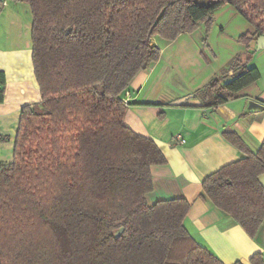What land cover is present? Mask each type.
Listing matches in <instances>:
<instances>
[{
	"label": "trees",
	"instance_id": "1",
	"mask_svg": "<svg viewBox=\"0 0 264 264\" xmlns=\"http://www.w3.org/2000/svg\"><path fill=\"white\" fill-rule=\"evenodd\" d=\"M8 1L31 13L40 100L21 108L11 161L0 164V264H223L187 231L188 201L147 205L151 167L165 157L124 125L122 95L159 61L152 38L172 42L200 25L208 32L223 5L252 27L237 39L250 48L264 35V0ZM250 60L236 56L237 75L226 71L195 95H213L214 105L236 97L260 77ZM4 88L0 71V104ZM222 136L244 156L208 175L200 197L253 238L264 222V140L253 152L236 132Z\"/></svg>",
	"mask_w": 264,
	"mask_h": 264
},
{
	"label": "crops",
	"instance_id": "2",
	"mask_svg": "<svg viewBox=\"0 0 264 264\" xmlns=\"http://www.w3.org/2000/svg\"><path fill=\"white\" fill-rule=\"evenodd\" d=\"M5 3L0 5V71L5 76V95L0 104V164L11 161L21 108L40 100L31 61L30 10L25 4ZM224 8L242 20L232 7L223 5L212 14L208 32L200 25L172 42L152 38L160 49V58L139 71L123 93L122 99L127 98L129 103L124 125L152 139L165 157L164 164L151 167L153 190L145 196L147 205L185 199L190 207L184 225L197 244L223 264H251L250 259L257 254L264 260V222L251 238L200 197L202 181L208 175L244 156L223 138V131L236 132L253 152L264 140V48L257 50L255 41L250 48L238 44L242 30L229 35V39L231 21L216 17ZM244 25L245 32H253L248 22ZM249 54L251 60L245 65L259 71L256 82L217 105L213 95H195L224 70L232 77L236 71L227 69L229 63L236 55L244 59ZM174 75H178L179 83L173 81ZM161 92L170 97L160 101L157 98ZM144 102L162 106L136 105ZM249 102L262 108H249ZM259 182L264 190V173Z\"/></svg>",
	"mask_w": 264,
	"mask_h": 264
},
{
	"label": "rangeland",
	"instance_id": "3",
	"mask_svg": "<svg viewBox=\"0 0 264 264\" xmlns=\"http://www.w3.org/2000/svg\"><path fill=\"white\" fill-rule=\"evenodd\" d=\"M208 1L206 0V3H207ZM228 9H226V8H224V9H221L220 11H218L217 12V14H216V17H219V19H225V20H228V21H231V22H229V24H231V26H233L232 28H230L229 30H228V32H227V34H228V38H229V35H232V33H234V32H236V31H241V33H245V29H246V26L247 25H244V24H246L247 23V21L243 18V17H241L242 18V20H240V19H238L236 16H235V13L233 12V13H230V11H227ZM230 10H231V8H230ZM227 21H225V23H226ZM244 22H246V23H244ZM249 24V23H248ZM250 26V25H249ZM204 37V36H203ZM229 39H231V38H229ZM230 42V41H229ZM238 43V42H237ZM237 43H236V41H233V44H235V45H237ZM238 44H240V45H242L241 43H238ZM207 53H208V57L211 55L210 54V52L209 51H206ZM219 55H221L220 54V52H219ZM236 56H239V55H236ZM235 56V57H236ZM222 57V56H221ZM235 57H234V59H235ZM240 57V56H239ZM220 58H218V60H219ZM233 59V60H234ZM233 60L229 63V65H228V67H227V69H229V68H235L234 70L236 71V73H235V75H237L238 74V71L240 70L239 68H236V66L235 67H232V63H233ZM216 64H218V61L216 62ZM241 66V65H240ZM224 72H226V70H224ZM223 72V73H224ZM225 77H226V75H225ZM228 78V80H231L232 78L231 77H227ZM172 79H173V81L175 82V83H179V79H178V75H174V76H172ZM170 94H168L167 92H161V94H159L158 95V98L157 99H159L160 101L161 100H166V99H168L170 96H169Z\"/></svg>",
	"mask_w": 264,
	"mask_h": 264
},
{
	"label": "water",
	"instance_id": "4",
	"mask_svg": "<svg viewBox=\"0 0 264 264\" xmlns=\"http://www.w3.org/2000/svg\"><path fill=\"white\" fill-rule=\"evenodd\" d=\"M4 1L5 0H0V2H4ZM255 42H256V49L257 50L263 49L264 48V35L258 36L256 38ZM248 106H249V108H253V109L262 108V106L256 102H249ZM122 232H123V228L121 227L115 232L114 237L118 238Z\"/></svg>",
	"mask_w": 264,
	"mask_h": 264
},
{
	"label": "built area",
	"instance_id": "5",
	"mask_svg": "<svg viewBox=\"0 0 264 264\" xmlns=\"http://www.w3.org/2000/svg\"><path fill=\"white\" fill-rule=\"evenodd\" d=\"M5 4H6L5 1L4 2H0V5H5ZM122 101H123L124 104L128 103V99L127 98L123 99Z\"/></svg>",
	"mask_w": 264,
	"mask_h": 264
}]
</instances>
